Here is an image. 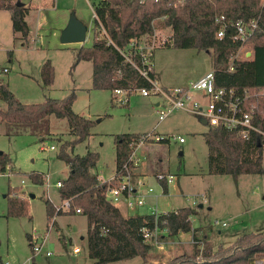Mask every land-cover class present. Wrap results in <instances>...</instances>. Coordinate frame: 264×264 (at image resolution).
Returning a JSON list of instances; mask_svg holds the SVG:
<instances>
[{
	"label": "rangeland",
	"instance_id": "obj_1",
	"mask_svg": "<svg viewBox=\"0 0 264 264\" xmlns=\"http://www.w3.org/2000/svg\"><path fill=\"white\" fill-rule=\"evenodd\" d=\"M18 1L26 6L30 2ZM30 3L33 7L26 16L29 33L24 44H21L22 40H14L9 13L0 10V83H6L13 95L27 104L42 102L46 97L64 98L74 92L73 111L93 124L90 136L69 148L70 153L97 152L99 159L91 171L108 179L116 168L114 136L150 133L151 138L136 150V155L145 159L150 170L161 168L176 176V180L168 185L166 195L159 198V204L196 209V214L191 216V225L198 229L201 248L205 240L216 248L218 245L229 246L241 234L264 232V172L241 174L236 179L230 174L209 173L208 149L202 135L208 125L201 123L198 117L185 109H176L159 122L155 104L166 105L161 97H145L134 91L122 96L127 101L118 102L112 100L111 91L92 88L90 61H80L72 68L75 50L93 42L94 16L90 1L31 0ZM72 15L86 25V39L82 43L63 44L59 35ZM155 31L158 38L152 62L159 86H189L211 69V51L159 44L158 41L170 35V31ZM248 50L252 51L246 43L236 52L237 58L245 59L244 52ZM46 61L51 63L54 71L53 82L48 87L43 86L41 77V68ZM193 96L197 98L198 95ZM0 107H4L3 101ZM42 123V127L34 131L28 128V131L10 134L16 126L0 121V154H7L11 160L6 170L0 172V264H94L88 256L86 217L76 213L73 204L68 210L61 208L63 200L56 186L69 171L66 163L57 157L60 144L74 136L69 133L66 119L50 115ZM156 135L168 139L157 142L154 140ZM40 136L44 139L40 140ZM153 143L156 147L147 151V146ZM51 145L55 149H50ZM31 173L42 174L44 183L34 184ZM154 186L151 195L161 192L162 185L156 181ZM201 195L207 201H203ZM10 197L26 200V214L8 213ZM192 198L202 207L191 205ZM46 199L53 205L54 224L49 223L46 214ZM144 211L146 207L128 210V213ZM215 220L219 223L213 224ZM223 222L225 226H222ZM35 234L38 236L36 244L45 239L42 252L37 254L33 253L27 238L29 235L33 246ZM190 237V232L169 236V242L162 250L152 248V259L162 263L182 252H190L193 245ZM74 246L80 248L77 255L72 253ZM47 251L51 253L49 256L45 254ZM140 261V257L135 256L103 264H137ZM254 264L262 263L257 259Z\"/></svg>",
	"mask_w": 264,
	"mask_h": 264
},
{
	"label": "trees",
	"instance_id": "obj_2",
	"mask_svg": "<svg viewBox=\"0 0 264 264\" xmlns=\"http://www.w3.org/2000/svg\"><path fill=\"white\" fill-rule=\"evenodd\" d=\"M18 0H0V10L10 14L11 29L14 40L27 42L29 26L26 16L29 8ZM97 19H94L93 42L88 47L75 50L72 68L80 61L92 64V88L109 90L113 99L115 89H121L125 96L141 87H149L150 83L142 77L137 69L141 67L138 55H132L133 65L125 59L118 49L127 47L130 39L140 38L149 42L154 29L170 31L169 40L164 43L174 48H196L209 50L212 53V66L217 86L234 87L238 91L245 88L258 89L264 87V2L263 0H90ZM224 15L227 21L258 20V27L249 37L247 44L252 49L248 59L234 58L239 44L232 40V28L219 39L216 37L217 26L214 18ZM104 30L105 35H100ZM110 40V41H109ZM130 50V49H129ZM230 64L232 70H229ZM149 76L156 79L154 69ZM44 87L52 84L54 71L51 63L46 61L41 68ZM75 94L72 91L64 98L46 97L38 103H22L9 90L6 83H0V121L14 124L13 131H28L42 127V122L50 115L66 119L69 133L74 136L60 144L57 157L69 168L67 176L61 180L58 193L61 200H70L74 207L80 209L86 217V241L88 256L94 264H103L123 259L140 257L137 264H254L257 259L264 264V232H248L239 235L229 246L218 245L214 248L206 240L202 248L193 244L191 251L182 252L165 262H156L151 257L152 247L145 243L139 231L147 221L153 223L149 215L124 216L121 209L111 204L106 198L107 183L100 180L98 174L91 169L95 167L99 154L87 151L84 155L68 151L77 143L90 136L93 122L72 109ZM255 124L264 131V99L258 103ZM34 126V127H31ZM22 128V129H21ZM144 134L122 133L114 136L115 174L122 170L128 162L135 144ZM208 149V170L211 174H230L234 179L241 174L264 172V147L259 134L244 141L222 127L208 126L202 133ZM40 140L44 136L39 137ZM161 140L159 142H163ZM11 163L10 157L0 154V172H4ZM34 184H43V175L31 173ZM162 191L167 193V184L162 182ZM26 200L21 197L8 199V213L21 216L26 214ZM48 220L53 214V205L45 200ZM196 209L190 206L169 211L158 218V225L166 227L170 237L181 232H190L193 228L190 216ZM54 224V222H53ZM103 229H106L104 231ZM195 230V231H194ZM197 228H193L194 238ZM29 246L32 247L27 235Z\"/></svg>",
	"mask_w": 264,
	"mask_h": 264
},
{
	"label": "built area",
	"instance_id": "obj_3",
	"mask_svg": "<svg viewBox=\"0 0 264 264\" xmlns=\"http://www.w3.org/2000/svg\"><path fill=\"white\" fill-rule=\"evenodd\" d=\"M139 1L143 2L145 0ZM183 1L185 0H176V3H182ZM93 16L94 19L98 20L94 9ZM214 23L217 26L216 37L219 39L223 38L232 28L231 38L239 44L237 52L244 47L249 37L254 34L258 27V20L256 18H252L249 21L238 20L236 22H230L227 21L226 17L222 14L215 16ZM100 35H105L107 37L103 29ZM157 38L158 34L154 29L149 42H144L140 38H132L130 39L127 47L118 50L125 57V59L133 65L135 64L133 63V60H131L133 58L130 53L133 51V54L138 55L139 57L141 67H137V69L140 75L149 81L150 86L141 87L136 91H139V94L145 97L157 95L165 101V107L161 105V102H158L156 105L158 121L160 122L164 120L173 110L185 109L199 119L206 120V124L208 126L222 127L244 141L250 140L253 134H259L264 147V131L261 130L254 121L258 112V103L260 102V99H264V87L253 90L245 88L242 91H238L234 87L217 86L213 69L206 71L189 86H159L156 79H152L149 76V71L153 67L152 55L153 49L157 44ZM169 38V35L164 36L158 41V43L164 44L169 40ZM244 55L245 59H248L252 55V51H245ZM233 57L237 58V53ZM228 69H233L231 64ZM3 71H6V69L4 68ZM195 93L198 95L197 98H194L193 96ZM114 94L121 97L119 99H125V97L122 98V96H125V92L121 89H115ZM149 138H151L150 133L144 134L139 139L130 153L128 159L129 164L126 163L119 173H114L110 178L101 180L107 183L105 194L107 200L111 204L116 205L117 207H121L123 205L127 210L139 209L146 206L147 193H153V188L147 187L144 192V190H142V187L144 186L143 183L140 181L134 182L133 180L132 167L134 165L133 159L135 158L136 149L142 146ZM167 139L168 138L163 135H156L154 137V140L157 142L161 140L166 141ZM178 140L182 142L184 139L182 137H178ZM50 149H55V146L51 145ZM155 179L160 185H162V182H165L168 186L173 183L176 176L171 173L158 172L155 175ZM60 185L61 180H58L56 182V186L59 187ZM201 197L203 201H207L204 195H201ZM62 203L63 205L61 208L65 207L68 210L73 207L70 200H63ZM191 203V205L199 204L194 199ZM149 208L150 210L146 215L153 218V223L147 224V221L144 220V223L140 227L139 231L145 243L149 244L153 249L162 250L165 244L169 242V235L166 227H160L158 225V218L169 211L159 210L156 206H150ZM58 209L59 208H57V211ZM74 211L76 213H81L80 209L75 207ZM188 219L190 221L193 220V218L191 219V216ZM50 222L51 224L54 222L52 221V216L49 219V223ZM217 223L219 222L215 220L213 224ZM225 225V222H223L222 226ZM103 230L106 231V229ZM190 233V243L197 244L201 247V240H198L193 236V228ZM181 234H184V232L179 233V236ZM37 239L38 236L36 234L33 235L35 245L32 246V251L34 254L42 252V245L45 240L43 238L40 243L36 244ZM72 253L74 255L79 254L80 248L78 246H74L72 248ZM45 254L49 256L51 253L47 251ZM31 259L32 258L29 260Z\"/></svg>",
	"mask_w": 264,
	"mask_h": 264
},
{
	"label": "crops",
	"instance_id": "obj_4",
	"mask_svg": "<svg viewBox=\"0 0 264 264\" xmlns=\"http://www.w3.org/2000/svg\"><path fill=\"white\" fill-rule=\"evenodd\" d=\"M31 2V0H30ZM29 2V4H27V6L25 4H23L24 6L28 7L29 8V11L31 9V7H33L32 5ZM39 3V2H38ZM36 5V4H35ZM8 12V11H7ZM9 13V12H8ZM29 13V12H28ZM28 15V14H27ZM9 17H10V14H9ZM11 21V20H10ZM154 69V68H153ZM154 74H155V70H154ZM155 77H156V74H155ZM156 80H157V77H156ZM2 101L0 100V103ZM157 105V103L155 104ZM157 112V111H156ZM200 120V119H199ZM2 124V123H1ZM184 142V141H182ZM143 146V145H142ZM141 147V146H140ZM156 147V143L154 144H151L149 146H147V151H151V149L155 148ZM138 149V148H137ZM136 149V150H137ZM145 159H142V158H139V156L136 155V152H135V158L133 159V162H134V165L132 167V170H133V180L134 182L136 181H140L141 183H143V187H142V190H144V192L146 191V188L147 187H152L153 188V192L155 191V186L154 184L156 183V179H155V175L158 173V172H166V173H169L168 171L164 170V169H155V170H150V168L147 167L145 161ZM100 180H103L102 176H99ZM176 180V179H175ZM154 186V187H153ZM33 195V194H32ZM164 195H166V193H163L162 192V189H161V192L158 193V194H154V195H151L147 193V196H146V211L144 212H137L136 214H130L128 213V210L125 208V206L122 205V207H119L121 209V212L124 216H128V215H146L148 214L149 210H150V206H156L159 210H163V211H169V210H175L177 208H180V207H184V206H176V207H172V206H168L169 204H166L165 207H163L161 204H159V198L163 197ZM34 197V195H33ZM172 205V204H171ZM201 204L199 203L197 206L198 207H202V205L200 206ZM162 206V207H161ZM171 207V208H169ZM143 208V207H142ZM163 208V209H162ZM140 209V208H139ZM183 235V234H181ZM180 235V236H181ZM178 237V236H177ZM167 260V259H166ZM165 260V261H166ZM163 261V262H165ZM7 264V263H6Z\"/></svg>",
	"mask_w": 264,
	"mask_h": 264
},
{
	"label": "water",
	"instance_id": "obj_5",
	"mask_svg": "<svg viewBox=\"0 0 264 264\" xmlns=\"http://www.w3.org/2000/svg\"><path fill=\"white\" fill-rule=\"evenodd\" d=\"M22 4L21 2L17 3ZM87 27L74 15L70 16L65 27L61 30L59 40L61 43H82L86 39ZM201 123L206 124V120L200 119ZM33 197V195H31ZM201 206V205H200Z\"/></svg>",
	"mask_w": 264,
	"mask_h": 264
}]
</instances>
